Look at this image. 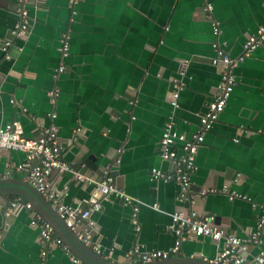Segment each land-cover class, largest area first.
Here are the masks:
<instances>
[{"label":"crops","instance_id":"crops-1","mask_svg":"<svg viewBox=\"0 0 264 264\" xmlns=\"http://www.w3.org/2000/svg\"><path fill=\"white\" fill-rule=\"evenodd\" d=\"M16 1L0 0V43L17 21ZM208 1L219 22L218 41L228 56H237L245 36L264 22V0ZM202 2L79 0L72 15L68 0H41L37 7L28 3L25 37L13 39L21 50H11L9 59L0 50V126L17 122L22 135L31 137L51 121L48 114L53 112L62 157L85 176L96 178L109 168L116 186L138 202V230L131 223V206L113 196L102 199L99 211L92 213L93 239L102 257L112 246L110 255L120 258L134 245L174 256L170 213L189 207L214 214L218 224L238 236L255 229L258 204L264 203V42L233 67L236 84L195 153L188 188L193 202L175 200L176 183L148 177L152 166L169 167L157 152L166 117L172 114L176 128L188 135L216 90L219 70L210 62L214 37ZM63 34L68 53L62 58L57 48ZM59 62L63 72L53 79ZM179 69L184 87L172 110L167 100L170 77ZM54 88L51 104L47 92ZM76 126L80 132L72 140ZM22 160V152L0 149V172L11 171L0 179L25 182L23 173L14 170ZM54 184L66 189L63 201L70 205H83L92 189L68 172L56 175ZM223 185L247 199L229 200L222 192L198 195L200 188ZM14 196H0V264H74L55 245L46 247L40 258L28 212L5 213ZM219 244L189 236L180 241L176 255L211 260ZM249 252L255 254L256 248Z\"/></svg>","mask_w":264,"mask_h":264},{"label":"built area","instance_id":"built-area-1","mask_svg":"<svg viewBox=\"0 0 264 264\" xmlns=\"http://www.w3.org/2000/svg\"><path fill=\"white\" fill-rule=\"evenodd\" d=\"M79 0H68L71 15L75 13L73 5ZM31 3L37 7L41 0H17L14 13L17 21L9 31V36L0 43V50L4 59H9L11 50L19 52L20 46L13 43V39L25 37L28 27V12L26 5ZM201 11L210 23L211 34L214 39L210 42L214 56L210 62L218 68L219 80L214 95L206 104V109L198 115V124L195 130L188 135L179 131L175 126L172 114L166 117L160 137L158 139V153L162 161L169 163L165 170L152 166L148 171L151 180H161L163 182H174L178 185L179 191L175 195V200L193 202V195L189 192L190 175L195 170L194 155L197 148L203 141L204 135L209 131L211 124L215 122L223 111L226 101L236 84L233 67L257 48L264 41V22L257 26L254 33L246 35L242 43L241 52L235 57H230L225 52L223 44L217 37L220 32L219 22L212 16V4L208 0H203ZM68 36L63 34L60 39L58 49L60 57L67 55ZM64 65L59 62L53 69L51 78L55 79L62 73ZM184 71L179 69L175 76L170 77L171 88L168 91V104L172 110L179 106V92L183 89L182 81ZM57 95V88L47 92L49 103L53 104ZM135 101H132V103ZM49 121L46 125H41L33 136L25 137L19 123L7 122L0 126V149L17 150L23 153V160L16 164L14 170L23 173L25 183L34 189L58 214L63 223L70 229L76 239L93 253L100 255L99 244L93 239L94 222L92 213L99 211L102 199L113 196L122 204L131 206V223L134 229L139 226L136 221L138 202L130 195L126 194L122 188L116 186L114 177L110 174V169L105 168L102 173L94 178L85 176L80 170L75 169L73 162L64 159L61 155L63 143L56 135V127L52 122L54 113L48 114ZM80 132L78 126L74 127L71 139H76V134ZM117 161V160H116ZM68 172L71 178L92 186L88 197L84 199L83 205H70L63 201L66 196L65 188H57L54 184L55 176ZM11 171L6 169L0 172L1 177L9 176ZM239 174H236L238 177ZM236 178L233 180L235 181ZM222 192L229 200L239 198L247 199L245 195L229 190L225 185L220 188H200L199 196L207 193ZM156 206L155 203L152 204ZM26 210L29 215L28 225L37 231L36 242L41 246L40 258L45 255L46 249L50 245L58 246L65 252L71 262L83 264L80 259L69 253L67 247L55 235L53 227L32 207L31 203L18 195H15L5 207V213H16L19 210ZM259 214L255 219V229L248 235L241 237L215 222V216L211 213L197 212L192 208L174 210L170 213L168 230L176 235L171 252H176L180 241L192 237H208L219 244L216 255L207 260L212 264H264V203L258 204ZM47 247V248H46ZM255 247L256 253L251 255L250 248ZM112 246L107 253L101 257L110 264H146L154 260L165 259L170 251L159 249L141 250L134 245L129 248L122 257L113 258L110 255Z\"/></svg>","mask_w":264,"mask_h":264},{"label":"water","instance_id":"water-1","mask_svg":"<svg viewBox=\"0 0 264 264\" xmlns=\"http://www.w3.org/2000/svg\"><path fill=\"white\" fill-rule=\"evenodd\" d=\"M157 152H158V143H157ZM158 157H159V153H158ZM110 174L112 175L111 172ZM5 194L20 195L25 200L29 201L32 207L53 227L55 235L60 238L61 242L67 247L69 253L78 257L83 264H110L107 261H105L100 255L93 253L88 247L82 245L76 239V237L70 231V229L63 223L62 219L59 218L58 214L48 205V203L34 189L28 186L21 179H17V180L12 178L0 179V196L4 197ZM215 222L218 223L217 218H215ZM146 264H212V263L207 262L206 259L202 260L195 257H187V258L179 257L176 255L175 252L174 256L172 257L154 260Z\"/></svg>","mask_w":264,"mask_h":264}]
</instances>
